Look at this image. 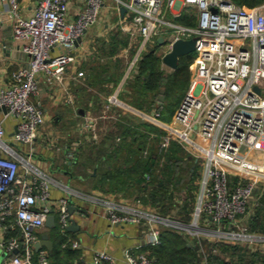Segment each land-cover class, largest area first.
Returning a JSON list of instances; mask_svg holds the SVG:
<instances>
[{
  "label": "built area",
  "instance_id": "1",
  "mask_svg": "<svg viewBox=\"0 0 264 264\" xmlns=\"http://www.w3.org/2000/svg\"><path fill=\"white\" fill-rule=\"evenodd\" d=\"M113 1L116 8L128 9L138 38L123 82L134 75L141 53L154 39L164 38L159 51L162 58L178 39H196L190 84L173 119L163 121L159 110L139 112L164 131L160 150L166 151L173 141L179 143L199 162L201 176L189 222L150 212L141 199L132 205L106 201L110 221L145 223L147 243L152 245L161 242L164 224L184 231L200 245L205 254L203 264H209L204 241L264 252V235L250 231L247 225L251 200L257 189L264 187V4L246 8L233 0ZM105 2L88 0L85 10L70 19L69 0H36L27 17L21 14L19 0H0V12L6 9L15 21L12 36L17 48L27 56V62L12 74L11 83L0 86V108H6L18 121L17 143L33 148L45 119L43 108L32 100L39 91V76L52 84L67 80L76 60L70 51L97 22ZM188 12L197 14L196 24L179 20ZM56 48L61 51L55 52ZM77 74L83 76L84 72ZM117 104L126 106L119 100ZM114 112L107 109L100 117L115 118ZM96 123L87 119L82 131L98 142ZM5 135L0 124V152L4 153L0 154V230L13 227L15 218L21 239H0V251L5 255L0 264H51L47 250L36 251V244L50 214H57L62 230L69 225V199L62 198L59 209L50 203L52 186L65 185L17 152ZM80 148L79 138L67 150V159L75 161ZM125 258L128 264H156L144 251L128 250ZM104 260L115 258L107 251L97 252L95 262Z\"/></svg>",
  "mask_w": 264,
  "mask_h": 264
},
{
  "label": "crops",
  "instance_id": "2",
  "mask_svg": "<svg viewBox=\"0 0 264 264\" xmlns=\"http://www.w3.org/2000/svg\"><path fill=\"white\" fill-rule=\"evenodd\" d=\"M87 2L88 0H69L68 17L76 18L85 10ZM19 3L21 14L27 17L32 14L36 0H19ZM186 15L193 18L195 24L197 23L196 13L188 12ZM131 18L127 8L118 9L113 0H106L97 22L88 29L70 51L76 54V60L70 66L67 80L64 83L52 84L48 83L43 75L39 76V91L32 96V100L43 108L45 119L39 128L33 148L15 141L17 118L8 114L7 109L0 108V124L6 131L5 141L42 170L44 174L68 187L69 191L65 186H52L51 205L55 209H59L60 200L66 197L69 202L72 199V203L77 208L83 209L82 213L76 211L73 216L79 223L80 229L70 231L66 228L62 230L58 218L56 228L50 229L45 225L39 232L40 240L44 233L49 232L54 241V247L57 241L55 231L67 236V241L63 246L68 245L71 249L80 251L79 257L75 260L77 264L78 259L82 264H128L125 258L126 251L138 253L154 246L147 243L145 223L112 224L110 221L106 201L132 205L135 197L125 193L128 188L125 183L114 186L110 181L101 182V169L112 168L114 163H110L109 158L102 155L99 149L89 154L90 151L87 149L91 150L95 141L91 139L90 133L83 134L82 131L87 119H95L101 137L98 142L105 138V144L110 146L114 133L118 131L119 125L116 126L115 122L120 113L124 116L123 120H118L121 123H124V118L128 116H133L132 118L136 122L143 120L136 113L134 115L133 111L126 109L129 104L121 97L126 83V81L123 82L124 75L117 82L114 80L120 69H123V66L126 67L127 62L134 55L135 51L133 50H136L138 38L134 36L136 34L135 31L133 32L134 26ZM14 23L11 13L3 9L0 12V86L11 83L12 74L27 62V56L18 50L13 39ZM60 51V48L55 49L57 53ZM164 67L165 69L170 68L166 65ZM78 71H83L84 75L78 76ZM114 98L125 103L126 106L118 105ZM163 102L159 101V103ZM107 109L115 111V118L100 117ZM135 109L144 112L136 107ZM176 110L169 121L173 119ZM66 122L71 123L68 125ZM72 130L78 132L81 139L79 159L77 157L75 161L67 159V150L73 147L72 136L69 132ZM0 154L4 155L1 152ZM198 184L197 181L196 192ZM256 195L257 192L251 200L252 212H254L253 207L257 200ZM184 201V198H178L177 203L183 205ZM190 214L192 216V212ZM11 223L13 227L4 232L0 230V239L15 236L21 239V230L17 226L15 218H12ZM40 249L47 250L51 264H54L53 250H49L47 247ZM99 251L111 253L115 260L96 263L95 256ZM4 256V253L0 251V260Z\"/></svg>",
  "mask_w": 264,
  "mask_h": 264
},
{
  "label": "trees",
  "instance_id": "3",
  "mask_svg": "<svg viewBox=\"0 0 264 264\" xmlns=\"http://www.w3.org/2000/svg\"><path fill=\"white\" fill-rule=\"evenodd\" d=\"M233 1L246 8L264 4V0ZM179 20L185 24H195L194 19L186 14ZM158 41L159 39H154L148 43L141 53L136 65L137 70L126 80L121 97L125 102L148 114L156 110L161 111V119L169 122L182 98L177 94L182 91L185 93L189 87L190 66L194 55L180 57L178 67L167 73L159 48H156ZM122 75L124 68L120 69L114 80L117 82ZM162 88H165L166 96L164 102L159 103ZM123 117L121 113L117 116L118 120H123ZM132 117H125L124 123L118 120L115 122L116 126L119 125L118 131L114 133L110 146L105 144L104 138L101 142L93 143L91 150L87 149L89 154L99 149L102 155L109 158L110 163H114L112 168L101 169V182L110 181L114 186L125 183L128 185L126 194L133 195L134 200L141 199L145 205L161 209L163 215H167L171 205L177 202L174 199L176 190L187 188L186 199L183 205H180V215L182 221L189 222L195 204L201 166L199 167L196 158L177 142L173 141L166 151H161L159 145L164 131L147 120L136 122ZM256 192L254 212L249 216L247 225L250 231L264 235V187H260ZM170 201L173 203H167ZM54 234L57 239L52 251L54 264H77L75 260L80 251L71 249L68 245L63 246L67 241L64 234L56 231ZM192 240L185 234L165 228L161 231V242L148 247L144 252L152 256L156 264H203L205 254L197 241ZM203 247L209 264H264V252L253 251L248 246L211 244L204 241ZM215 247L218 248L217 252H214ZM78 264H82L79 259Z\"/></svg>",
  "mask_w": 264,
  "mask_h": 264
},
{
  "label": "water",
  "instance_id": "4",
  "mask_svg": "<svg viewBox=\"0 0 264 264\" xmlns=\"http://www.w3.org/2000/svg\"><path fill=\"white\" fill-rule=\"evenodd\" d=\"M124 9V8H123ZM159 44L163 45L164 44V38H159ZM195 44H196V39H178L174 45L173 49L165 54L163 56V64L172 68L176 69L179 64L180 57L191 54L195 50ZM257 91H259V88H256ZM164 93H165V88L161 89V95L159 96L160 101H164ZM6 109V108H5ZM73 200L70 199V203L68 205V213H69V221L70 224L68 225V230L70 231H75L77 229H80V225L77 222V220L73 217L76 211L78 212H83L82 208H77L73 203ZM57 214L52 213L49 215L46 221V226L50 229H54L57 227ZM41 247H47L49 250L54 249V241L51 239V235L49 232L44 233L42 235L41 240L36 244V250H40ZM16 253L18 250L15 251Z\"/></svg>",
  "mask_w": 264,
  "mask_h": 264
},
{
  "label": "rangeland",
  "instance_id": "5",
  "mask_svg": "<svg viewBox=\"0 0 264 264\" xmlns=\"http://www.w3.org/2000/svg\"><path fill=\"white\" fill-rule=\"evenodd\" d=\"M156 48H159V51H161V46L160 45H158V46H156ZM191 54H194L193 52L191 53ZM123 68H125V66H123ZM167 70V73H170L171 71H172V69H168V68H166ZM190 69H191V66H190ZM182 94V95H181ZM178 93L177 95H178V97H179V95H180V97L179 98H181V96L183 97L184 95V93H183V91H182V93ZM160 95H161V93H160ZM165 96H166V92L164 93V99H165ZM181 100H182V98L180 99V102H181ZM160 101V100H159ZM129 104V103H128ZM130 106H132V105H130L129 104V106L127 105L126 107V109H129L130 111H133L132 113H134V115H135V113H136V115L139 117V118H143V120H146V118H145V115H143L141 112H139V111H137L136 109H135V107H130ZM113 114V113H112ZM145 114H146V112H145ZM64 119L62 118V121H63ZM69 123H71V122H66V124H68L69 125ZM61 125H62V123H61ZM62 127H64V126H62ZM70 128V127H69ZM75 129V128H74ZM68 130V129H67ZM70 132V136H72V143H74L75 141H77L78 140V138H80L78 135V132H76V131H74V130H72V131H69ZM100 139H101V137H100ZM246 147H243L242 148V151H246ZM198 165H199V167H200V164H199V162H198ZM200 173H201V167H200ZM185 181H187V178H185ZM196 194H197V192H196ZM131 196H133V195H131ZM186 196H187V188H185L184 190H182V191H180V190H176V192L174 193V199L176 200H178V198L179 199H181V198H184V199H186ZM196 197V196H195ZM176 200V201H177ZM167 203H173V201L171 202H167ZM163 204V203H162ZM161 204V205H162ZM160 205V206H161ZM145 207L148 209V211H150V212H153V213H157L159 216H163L164 218H169V219H172V220H175V221H181V222H185V221H182L183 219H181V215H180V209H181V207H180V205L176 202H174V204H172L171 205V207H170V209H169V213L167 214V215H163L161 212H160V210L161 209H159V208H156V207H153V206H151V205H148V204H146L145 205ZM193 209H194V206H193ZM184 216H186V215H184ZM186 223V222H185ZM165 228H167V229H169V230H171V231H173V232H176V233H181V234H184L185 232L184 231H179V229L178 230H176V228H174V227H172V226H170V225H166V224H164V225H162V228H161V231H162V229H165ZM193 241V240H192Z\"/></svg>",
  "mask_w": 264,
  "mask_h": 264
}]
</instances>
